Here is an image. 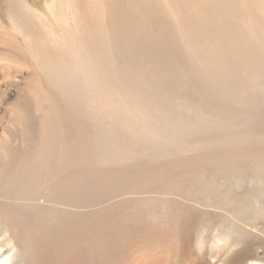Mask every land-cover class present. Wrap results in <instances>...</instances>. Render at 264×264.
<instances>
[{"label": "rangeland", "instance_id": "obj_1", "mask_svg": "<svg viewBox=\"0 0 264 264\" xmlns=\"http://www.w3.org/2000/svg\"><path fill=\"white\" fill-rule=\"evenodd\" d=\"M49 1L0 0V140L5 131H12L7 123L16 118L22 95L31 93L35 85L54 87L59 79L84 77L78 71L80 63L86 68L98 60L100 67L107 48L115 61L111 66L119 63L123 52L127 55L131 143L122 158L128 161L123 168L117 161L127 142L107 139L110 148L102 155L107 164L74 163L68 176L50 188L53 191L48 197H59L56 205L63 209L60 216L64 220L59 223L66 227L62 230L55 223L54 228L36 221L37 216L52 215L54 209L46 206L32 211V222L27 224L17 215L13 197L5 192H0V222L23 228L20 240L27 238L54 251L82 230L88 219V195L78 197L73 191L77 180L91 178L94 169L108 170L110 187L90 181L102 191L112 190L107 201L92 208L99 212L95 217L99 227L112 216L118 224L129 220L138 231L144 220L133 222L139 208H130L137 194L162 188L169 197L160 196L166 204L158 205L161 213L152 218L158 221V230H140L129 236L124 223L111 236L113 248L99 254L100 264H241L246 255L264 261V217L240 213L246 206L264 203V78L244 88L234 81L235 76H264V61L255 64L249 60L262 47L246 43L242 29H207V22H197L207 14L199 0H54L55 11L77 15V25L67 33L56 24L50 27L36 22L40 12L35 10L42 8L49 14ZM185 14L189 22L181 18ZM64 35L70 39L69 46L63 42ZM74 53L78 54L75 62L71 61ZM218 53L222 56H212ZM203 57L216 61L214 70L209 75L190 72V63L201 64ZM193 70L196 72L195 67ZM154 73L160 77L155 78ZM70 89L73 86L66 88V94H71ZM81 101L83 109L85 100ZM66 107L71 108V101ZM65 113L64 124L72 129L73 116L66 109ZM106 127L105 123V128H98L97 137L105 135ZM118 132L116 127L115 135ZM181 175L185 181L176 180ZM182 183H190V193L199 194L198 202H190L191 195L177 194ZM134 184L145 192L130 187ZM165 185L169 190L163 189ZM200 186L207 188L206 194ZM148 194L158 197L156 192ZM206 197H222L223 202L211 204ZM222 232H229L232 244H240L232 250L211 247L214 233ZM38 235L43 237L40 242L34 240ZM120 239L124 241L117 246ZM71 253L66 257L74 262Z\"/></svg>", "mask_w": 264, "mask_h": 264}, {"label": "bare ground", "instance_id": "obj_2", "mask_svg": "<svg viewBox=\"0 0 264 264\" xmlns=\"http://www.w3.org/2000/svg\"><path fill=\"white\" fill-rule=\"evenodd\" d=\"M49 2H51L50 4L52 6H49V3L46 5L49 9V14H44L42 8L35 10L36 13L40 12L37 15L38 20L36 22L40 25H48L50 27L56 24L57 26H61L63 30L65 29V33H67V30H73L74 26L77 25V15H63L59 11H55L56 7L53 6L54 0ZM200 6L203 14L204 11L207 14L202 16V22L201 20L197 22H207V29L216 27L221 29L244 30L246 43H255L262 47L249 60L255 64L264 61V0H199ZM49 16L53 18L54 22ZM181 18L182 20L186 18L187 22L190 21L188 14L181 15ZM68 38L67 35L65 39L64 35L65 41L63 42L67 46H69L70 42ZM241 43L242 40L238 41L239 45ZM109 52L110 50L106 48L104 63H101L100 67H98V60L94 62L95 64H88L86 68H84L83 63H80L78 71L84 77L79 75L78 78L71 80L69 78L66 80H64L65 78L59 79L57 84L55 86L53 85L54 87L35 85L31 89V93L24 91L26 94L20 98L16 118L7 123V127L12 131H5L0 140V192H5L6 195H9V198L10 196L13 197L12 201L15 204L14 207L17 209V215L22 216L27 224L32 222V211L38 209L40 206H46L48 209L53 208L54 210H52L53 213L50 216H37L36 221L41 223L40 226L50 224L55 228L56 224L57 230H62L66 227L65 224L59 223L64 220L60 216V213L63 212V209H61L62 206L58 207L56 205V200L59 197H48L52 195L53 191L50 188L57 181L68 176L67 171L70 170L74 163L80 162V165L88 162L92 164H98L100 162L102 165L107 164L108 160L102 157V155L108 154L107 150L110 148V145L106 144L107 139L113 138L118 142H127L122 146L117 161L121 163V168H123V163L128 161V159L122 158L124 155H127L128 147L131 143V136L128 133L132 110L130 98L127 96L129 77L127 71V55L123 52L122 58L120 57V61H118L119 63L111 66L114 65L115 61L113 62L110 59ZM79 56L81 57V55ZM212 56L214 58L215 56H222V53ZM90 57L94 58L93 55ZM76 58L78 60V54L76 53L75 55L74 53L71 61L75 62ZM11 60L13 59L11 58ZM215 65L216 61L214 59L203 57L201 64L191 62L189 71L199 75H209L214 70ZM255 66L258 67V65ZM194 67L196 72L193 70ZM154 76L155 78L160 77L159 74L157 75L155 73ZM237 77L235 76L234 81L240 82L243 88L248 86L247 83H258L264 78L260 74H251L247 76V79ZM50 83L53 84L55 81H50ZM70 86H73V89H70L72 92L71 94H66L65 90ZM117 90H119L118 97L115 96ZM75 92V96L70 98ZM81 100H85L83 101L85 105L81 107L83 109H80ZM70 101L71 108H68L69 106H66L70 105ZM65 109L68 112L70 111V116H73V121L70 122L72 129H69L64 124L63 117L66 115ZM138 114L140 115V112ZM105 123L108 126L104 130L106 133L103 137L99 138L96 135L100 131L98 128H101V130L105 128ZM34 126H36L35 130L33 129ZM83 126L85 127L84 129ZM116 127L119 128V132L115 135L114 129ZM83 132L87 133L88 136L82 137ZM121 177L123 180L125 179L123 173ZM91 179L98 184L106 183L109 187L112 184V182H109L112 178L108 170L99 171L98 169H94L91 171V178L82 176L77 180L73 191L78 197L88 195V203L86 205L88 219L82 230L73 235L67 243H63L56 250L46 251L40 244L36 245L27 238L20 240L24 232L23 228L15 227L12 222H0V264H100L101 261L98 259L99 254L101 252H109L113 248L111 236L118 232L124 223L129 236H133L134 233H139L140 230L144 232L148 229H154L155 231L159 229L157 228L158 221H154L152 218L159 217L158 214L160 215L161 212L157 210L158 205L164 206L166 204L161 202L162 198L160 196H167L169 194L167 191L162 192V188H157L149 192L158 193V197L147 192V195L146 193L141 195L137 194V197L131 201L130 208L133 210L136 207L139 208V213L133 216L132 221L140 222L144 220V223L140 222V225L137 226L138 231L134 229L129 220H119L122 222L118 224V221L116 219L113 220L112 216L110 220L104 221L102 226L99 227L95 220L99 212L92 210V208H97L102 202L107 201L109 198L108 191L112 190L102 191L100 189L101 187L94 186L90 183ZM176 180L181 182L185 181L182 175ZM70 181H75V178L70 179ZM135 184L130 187L134 186L140 192H145L142 187ZM177 186L175 185V187ZM163 187V189L169 190L168 186L165 185ZM190 188V183H182L177 194L183 197L191 195L190 202H198L196 194L197 196L199 194L196 193L193 195V192L190 193ZM200 189L205 194L208 191L207 188L202 186H200ZM188 190L189 193H185ZM168 197H165L166 200ZM206 199L211 204L215 202L220 204L223 202L222 197H219L217 200L211 199L210 197H206ZM206 199L203 204L206 203ZM9 205L12 206L11 200H9ZM245 212H251L264 217V203L260 206H246L240 211V213ZM9 213L10 211L8 210L7 214L9 215ZM13 213H15L14 210L11 211V214ZM42 239L43 237L40 235L34 238L37 242H40ZM123 241L120 239L117 242V246ZM232 243L229 238V232L214 233V237L211 240V247H216L218 250L229 247L232 250L235 245L240 244ZM170 251H167L168 254ZM70 253L75 258L74 262L68 261V257H66ZM108 255L107 253L106 257ZM262 262L264 261L258 259L256 255L254 258H252V255H246L245 260L241 264H262Z\"/></svg>", "mask_w": 264, "mask_h": 264}]
</instances>
